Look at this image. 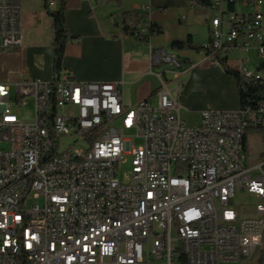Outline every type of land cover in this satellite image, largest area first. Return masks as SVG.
Listing matches in <instances>:
<instances>
[{
	"label": "built area",
	"instance_id": "obj_1",
	"mask_svg": "<svg viewBox=\"0 0 264 264\" xmlns=\"http://www.w3.org/2000/svg\"><path fill=\"white\" fill-rule=\"evenodd\" d=\"M188 1L212 13L203 58L190 67L223 62L236 72L244 94L235 110L209 107L187 125L179 99L187 69L149 38L139 48L178 77L175 96L157 73L155 106H128L123 82L69 71L0 82V264H242L263 243L264 157L247 164L245 135L264 132V0ZM150 10L127 32L148 37ZM0 41L3 50L22 46V0H0ZM252 51L254 68L244 56ZM236 193L251 212L230 205Z\"/></svg>",
	"mask_w": 264,
	"mask_h": 264
},
{
	"label": "crops",
	"instance_id": "obj_2",
	"mask_svg": "<svg viewBox=\"0 0 264 264\" xmlns=\"http://www.w3.org/2000/svg\"><path fill=\"white\" fill-rule=\"evenodd\" d=\"M61 3L62 0H22L23 44L7 50L0 48V82H13L27 77L52 79L56 72L53 70L51 11L58 10ZM145 6L151 8L148 15L155 27L148 38L156 47L178 54L183 61L182 68L187 69L182 74L186 80L182 76L180 78L182 87L179 99L180 96L183 99L180 102L182 109L184 105L187 110L190 108L188 105L199 103L202 94H195L192 89L202 88L207 92L213 89L220 94L217 98V102L221 103L217 105L218 108H233L227 100L229 95L235 96L236 104L240 106L236 79L222 66L204 62L191 68V63L202 60L203 52L175 50L172 47L173 41H186L189 36L196 45H202L210 38L209 20L212 13L206 3L192 8L188 0H121V6L118 7L115 0H67L66 18L72 38L67 42L60 72L69 71L77 80L84 82H123L120 91L128 106H134L141 99L151 103L152 97H156L158 102L157 92L161 82L155 85L150 78L159 80L157 73L163 72L175 95L173 91L177 88L178 77L174 71L164 64L152 65L143 51L140 54L136 50L142 42L126 30V24L135 20L137 14L145 10ZM199 11L204 12L203 32H199L196 26ZM207 104H200L197 108L201 109L195 111L201 116ZM262 157L264 149L259 151L257 160Z\"/></svg>",
	"mask_w": 264,
	"mask_h": 264
},
{
	"label": "rangeland",
	"instance_id": "obj_3",
	"mask_svg": "<svg viewBox=\"0 0 264 264\" xmlns=\"http://www.w3.org/2000/svg\"><path fill=\"white\" fill-rule=\"evenodd\" d=\"M203 14H204V12H202V11L201 12L199 11V13H198L199 16L197 18L198 20L196 22V26L198 29H200L199 32L200 31L203 32L205 30L204 24L202 22ZM0 44H1V41H0ZM136 50L138 53L142 54L143 49L139 48V46L136 48ZM238 55H239L238 53H234L232 55V58L235 59L236 57H238ZM244 56L248 58L250 66L254 68L256 66L255 65L256 62L258 61V58H257L255 52L254 51L248 52V53L244 54ZM29 61H30V57H29V52H28L27 53V62L29 63ZM219 66H221V64H219ZM182 70H183V68H182ZM183 75H182V78L184 79L185 76L183 77ZM150 79L154 82L155 85H159L160 80L156 79L155 77H151ZM184 80H186V79H184ZM170 89H172V88L170 87ZM12 90L14 92V86L13 85H12ZM192 90L195 94H202V96H201V99L197 105L191 106V104H190V105H188L190 108H187V110H186V106L184 105V108L181 110V117L187 125L196 126V125L200 124V122H201L200 113L198 111H195V110L201 109V108H197V107H200V104H202V103H206V102L208 103L205 108L210 107L212 109H217V110H232V109H237L239 107V105L236 104L237 99L235 96L229 95V97L227 98V100L230 101V103L233 105V108H231V107L230 108L229 107L218 108L217 105H219L221 103L217 102V98L220 96V94H218L217 91H215L213 89H209L207 92V90H205L203 88L200 90H198V89H192ZM173 92L175 95L177 94L176 90H174ZM180 102H183V99L181 96H180ZM151 103L154 106L158 104L156 97L151 98ZM189 109H192V110H189ZM20 112H21L22 119L24 121H26V122L30 121L33 118V113H34L33 101L29 100L27 102V104L21 108ZM118 125H119V123H118ZM129 134L132 136V140H133V143L135 146H142L144 144V139L142 137L133 136L134 135L133 131H131ZM246 140H247L246 148L248 146V153H249L247 164L253 165L256 162V160L258 159L257 157L259 155V151H262L264 149V132L263 131L251 132L249 135H247ZM129 166H130V164H124L117 171V175L122 182L125 181L124 175H125L126 171L129 169ZM243 198L244 197L242 194L236 193V197L231 198L229 203L231 206H235L236 208H238L242 212H251L252 208L251 209L249 208V205L247 203H245ZM253 201H254V198L251 196L250 202H253ZM220 264H241V263L233 261V262H221ZM242 264H264V242L254 252L253 256L246 263H242Z\"/></svg>",
	"mask_w": 264,
	"mask_h": 264
},
{
	"label": "trees",
	"instance_id": "obj_4",
	"mask_svg": "<svg viewBox=\"0 0 264 264\" xmlns=\"http://www.w3.org/2000/svg\"><path fill=\"white\" fill-rule=\"evenodd\" d=\"M115 1L117 2L118 6H121V0H115ZM66 2L67 0H62L60 8L58 10L51 11V16L53 19V32H54V38H53V47H54L53 70H54V73L60 72V70L62 69L66 45H67V42L72 38V36L70 35L68 21L66 18V10H67ZM134 37L138 41H141V42H144L148 38V37L140 38L139 36H136V35H134ZM172 47L175 50H187V49H192L196 51L201 50V45L194 44L191 36H189V38L186 41H179V40L173 41ZM221 66L224 68V70L228 74L232 75L236 79L239 98H240V104H242L244 92L242 90L241 77L236 72L231 70L225 63L222 62ZM245 85L251 91L259 90V87H254L246 83ZM245 147H246V138H245Z\"/></svg>",
	"mask_w": 264,
	"mask_h": 264
},
{
	"label": "bare ground",
	"instance_id": "obj_5",
	"mask_svg": "<svg viewBox=\"0 0 264 264\" xmlns=\"http://www.w3.org/2000/svg\"><path fill=\"white\" fill-rule=\"evenodd\" d=\"M247 137V135H245V138Z\"/></svg>",
	"mask_w": 264,
	"mask_h": 264
}]
</instances>
